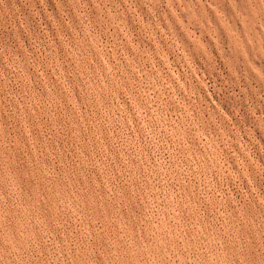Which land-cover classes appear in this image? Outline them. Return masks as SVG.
I'll list each match as a JSON object with an SVG mask.
<instances>
[{"label":"rangeland","instance_id":"374dc122","mask_svg":"<svg viewBox=\"0 0 264 264\" xmlns=\"http://www.w3.org/2000/svg\"><path fill=\"white\" fill-rule=\"evenodd\" d=\"M0 264H264V0H0Z\"/></svg>","mask_w":264,"mask_h":264}]
</instances>
